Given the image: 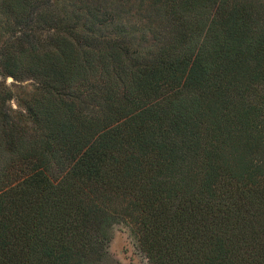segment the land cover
<instances>
[{"label": "trees", "instance_id": "16d2710c", "mask_svg": "<svg viewBox=\"0 0 264 264\" xmlns=\"http://www.w3.org/2000/svg\"><path fill=\"white\" fill-rule=\"evenodd\" d=\"M0 264H264V0H0Z\"/></svg>", "mask_w": 264, "mask_h": 264}, {"label": "rangeland", "instance_id": "374dc122", "mask_svg": "<svg viewBox=\"0 0 264 264\" xmlns=\"http://www.w3.org/2000/svg\"><path fill=\"white\" fill-rule=\"evenodd\" d=\"M55 3L70 0H52ZM1 41V38H0ZM12 91L9 105L16 112H24L25 103L36 88V82L31 78L22 80L12 76L0 77ZM108 258L102 264H148L144 255L137 247L135 238L130 234L127 227L121 224L113 226L112 236L107 247Z\"/></svg>", "mask_w": 264, "mask_h": 264}]
</instances>
